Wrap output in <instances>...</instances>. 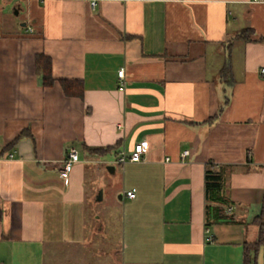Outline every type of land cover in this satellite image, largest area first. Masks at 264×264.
I'll return each instance as SVG.
<instances>
[{
	"label": "crops",
	"instance_id": "obj_1",
	"mask_svg": "<svg viewBox=\"0 0 264 264\" xmlns=\"http://www.w3.org/2000/svg\"><path fill=\"white\" fill-rule=\"evenodd\" d=\"M263 69L264 0H0V264L75 247L88 202L123 208L121 264H245L264 210ZM142 142V162L118 163ZM209 164L225 175L216 210ZM250 254L264 264V244Z\"/></svg>",
	"mask_w": 264,
	"mask_h": 264
},
{
	"label": "rangeland",
	"instance_id": "obj_2",
	"mask_svg": "<svg viewBox=\"0 0 264 264\" xmlns=\"http://www.w3.org/2000/svg\"><path fill=\"white\" fill-rule=\"evenodd\" d=\"M102 169L105 174L103 180H99L92 169L87 171L89 194L95 190V183L106 186L107 172L104 167ZM115 204L114 202L113 206H109L107 202H101L93 207L88 202L83 238L74 237L78 242L75 247L60 244L57 249L49 245L46 249V264H121L120 257L115 252L119 249L121 239L123 208ZM97 222L103 227L101 230L100 225L96 226ZM94 226L96 232H92ZM70 232L71 230H67L68 234Z\"/></svg>",
	"mask_w": 264,
	"mask_h": 264
},
{
	"label": "trees",
	"instance_id": "obj_3",
	"mask_svg": "<svg viewBox=\"0 0 264 264\" xmlns=\"http://www.w3.org/2000/svg\"><path fill=\"white\" fill-rule=\"evenodd\" d=\"M45 62L44 58L40 59ZM46 63V62H45ZM45 83L50 84L52 82V77L50 72L44 73ZM75 88V91H72L70 88ZM63 87L67 94L82 96L83 94V84L81 82H64ZM225 187V175L222 169L216 168L213 164H209L206 167L205 171V198L207 202V210L214 209L218 206L228 205L226 197L223 195ZM255 223L259 226V237L257 241L253 244H247L244 248L245 251V264H251V251L256 250L261 244H264V210L259 216L255 218Z\"/></svg>",
	"mask_w": 264,
	"mask_h": 264
},
{
	"label": "built area",
	"instance_id": "obj_4",
	"mask_svg": "<svg viewBox=\"0 0 264 264\" xmlns=\"http://www.w3.org/2000/svg\"><path fill=\"white\" fill-rule=\"evenodd\" d=\"M84 1H86L92 8H95V7H97L100 0H84ZM262 73H264V69L262 70ZM118 76L121 80H124L125 79V70L121 69L118 72ZM122 87H123V84H122ZM146 147H147L146 142H142V143L136 145L133 152L131 153V155L128 158H126V157L121 158L120 160H118V163L119 164H125L126 162H131V163L142 162L143 161L142 155H143L144 151L146 150ZM187 155H189V152L185 151V152H183V154L181 156L184 158ZM9 157L13 158L14 156L12 154H10ZM79 161H80V159H79V154H78L77 150L74 148L71 149L67 158L63 162V166L61 168V173H60L61 179H63V180L69 179V177H70V175L74 169L75 164L78 163ZM126 196L130 199H135L136 190L133 189L131 191H128L126 193Z\"/></svg>",
	"mask_w": 264,
	"mask_h": 264
}]
</instances>
